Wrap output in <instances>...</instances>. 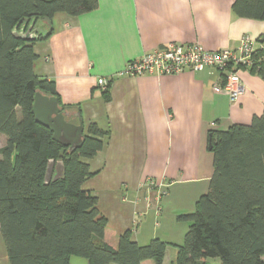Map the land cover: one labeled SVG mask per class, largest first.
<instances>
[{"label": "crops", "instance_id": "1", "mask_svg": "<svg viewBox=\"0 0 264 264\" xmlns=\"http://www.w3.org/2000/svg\"><path fill=\"white\" fill-rule=\"evenodd\" d=\"M233 1L97 0L89 12L34 23L50 31L34 44L35 74L54 80L59 105L69 106V119H79L83 133L92 123L105 132L101 150L85 160L90 175L83 188L97 198L106 218L103 240L112 247L125 230L140 245L180 238L159 234L156 218L174 201V215L193 211L207 191L213 172L208 131L248 124L263 112L264 84L250 66L237 68L242 92L235 101L213 91L224 79L211 67L117 75L128 61L168 42L235 49L247 35L260 48L264 19L236 15ZM98 78L106 80L105 88ZM0 264H9L1 233Z\"/></svg>", "mask_w": 264, "mask_h": 264}, {"label": "trees", "instance_id": "2", "mask_svg": "<svg viewBox=\"0 0 264 264\" xmlns=\"http://www.w3.org/2000/svg\"><path fill=\"white\" fill-rule=\"evenodd\" d=\"M96 6L97 0H0V233L9 264H68L71 255L89 264H161L168 246L171 264H264V109L248 124L208 131L213 172L193 211L177 216L189 221L182 244L154 238L140 245L130 230L116 247L103 240L106 218L83 183L90 175L85 160L101 150L105 132L90 124L81 146L68 151L35 122L34 93L58 94L54 80L35 74L37 40L18 35L32 20L78 16ZM231 9L264 19V0H234ZM250 68L264 84V38ZM50 159L64 168L45 183Z\"/></svg>", "mask_w": 264, "mask_h": 264}, {"label": "built area", "instance_id": "3", "mask_svg": "<svg viewBox=\"0 0 264 264\" xmlns=\"http://www.w3.org/2000/svg\"><path fill=\"white\" fill-rule=\"evenodd\" d=\"M253 51V42L247 35L241 36L235 49L207 50L199 43L168 42L162 47L145 52L139 58L128 61L117 75H173L185 69L201 71L211 67L222 72L224 79L221 85L213 87V91L225 93L231 101H235L242 92L237 68L252 65ZM44 60L49 61L48 57ZM96 83L103 88L107 85L104 78H98ZM158 197L159 195L156 201Z\"/></svg>", "mask_w": 264, "mask_h": 264}, {"label": "water", "instance_id": "4", "mask_svg": "<svg viewBox=\"0 0 264 264\" xmlns=\"http://www.w3.org/2000/svg\"><path fill=\"white\" fill-rule=\"evenodd\" d=\"M34 23L35 21L32 20L25 31L23 26L18 31V35L24 40H38L44 38L47 32L39 28L38 24L34 26ZM16 27L17 26L13 29L14 32H16ZM31 113L34 116L35 122L48 128L52 132V138L66 147L68 151L81 146L85 135V133H83V126L79 119L77 123L69 119V112L66 108L59 105L56 96L36 91L33 96ZM75 116L79 118V113L77 112ZM210 147L209 144L208 148ZM63 168L62 161L54 163V161L50 159L47 163L44 182L47 183L51 178L56 179L60 177ZM174 258L175 253H172L171 248L168 246L165 249L161 264H171ZM68 264H89V262L86 258L71 255Z\"/></svg>", "mask_w": 264, "mask_h": 264}, {"label": "rangeland", "instance_id": "5", "mask_svg": "<svg viewBox=\"0 0 264 264\" xmlns=\"http://www.w3.org/2000/svg\"><path fill=\"white\" fill-rule=\"evenodd\" d=\"M5 143V137L3 135L0 134V147L3 146ZM178 204L174 201L173 203H168L167 207H166V214L163 215V220L159 217L156 218V222H157V230L159 231V234H163L165 233V237H169L168 235H172L173 237H179L180 238H175L174 240L170 241H166L168 243L171 244H175V245H180L183 243V239H184V234L185 231L188 227L189 221L187 219H182V218H177L176 214L174 215L175 211H177L178 208ZM194 209V208H193ZM179 216V215H178ZM173 219L175 221H173ZM160 222H162V224L160 225ZM166 222V223H164ZM177 222V223H176ZM173 223H175V225H173ZM164 238V236L160 239L162 240ZM166 239V238H164ZM164 241V240H162ZM171 248V247H170ZM172 250V249H171ZM174 251L172 250V253Z\"/></svg>", "mask_w": 264, "mask_h": 264}]
</instances>
